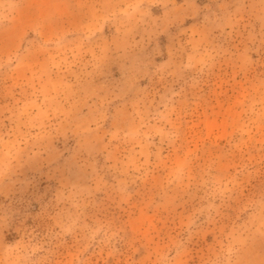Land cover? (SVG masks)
I'll list each match as a JSON object with an SVG mask.
<instances>
[{
	"label": "rangeland",
	"instance_id": "rangeland-1",
	"mask_svg": "<svg viewBox=\"0 0 264 264\" xmlns=\"http://www.w3.org/2000/svg\"><path fill=\"white\" fill-rule=\"evenodd\" d=\"M0 264H264V0H0Z\"/></svg>",
	"mask_w": 264,
	"mask_h": 264
}]
</instances>
